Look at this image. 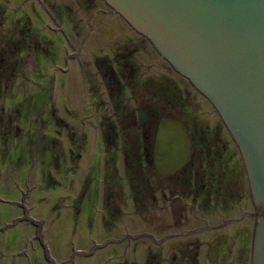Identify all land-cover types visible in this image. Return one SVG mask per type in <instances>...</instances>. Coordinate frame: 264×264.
Instances as JSON below:
<instances>
[{
    "label": "flooded vegetation",
    "instance_id": "1",
    "mask_svg": "<svg viewBox=\"0 0 264 264\" xmlns=\"http://www.w3.org/2000/svg\"><path fill=\"white\" fill-rule=\"evenodd\" d=\"M106 7L94 0H0V146L13 139L11 155L22 166L34 153L30 144L41 141L38 182L59 190L45 215L58 208L72 232L96 234L59 260L42 251L45 264H68L71 255L93 264H244L253 207L224 197L220 168L201 163L219 154L195 148L206 140L196 123V130L184 125L187 144L156 150L159 123L176 119L152 99L136 41L110 38L101 18L116 13ZM20 87L26 101L17 99ZM8 88L15 100L5 112ZM35 172L23 171L32 179ZM14 202L39 230L31 213L23 215L34 204Z\"/></svg>",
    "mask_w": 264,
    "mask_h": 264
},
{
    "label": "water",
    "instance_id": "2",
    "mask_svg": "<svg viewBox=\"0 0 264 264\" xmlns=\"http://www.w3.org/2000/svg\"><path fill=\"white\" fill-rule=\"evenodd\" d=\"M102 1L218 115L254 211L249 264H264V0ZM181 142L187 144L184 126L162 119L156 150L172 151Z\"/></svg>",
    "mask_w": 264,
    "mask_h": 264
},
{
    "label": "rangeland",
    "instance_id": "3",
    "mask_svg": "<svg viewBox=\"0 0 264 264\" xmlns=\"http://www.w3.org/2000/svg\"><path fill=\"white\" fill-rule=\"evenodd\" d=\"M94 2L99 8H107L101 0H94ZM101 15L99 13V16ZM101 20L106 21V24L111 26L113 33L110 38L117 41L119 37L128 36L136 41L137 52H141V57L147 64V88L152 99L156 100L157 105L162 108L164 116L178 120L188 130L193 129V122L201 127L200 132L203 133L206 140L200 141L198 145L203 150L214 151V154H219L220 157L214 161H202L201 163L220 168V185L222 181V185L225 186L222 191L225 192L224 197L227 200L237 197L236 200H242L244 208L251 209L248 189L242 172L243 168L236 147L212 106L184 78L174 72L167 63L160 60L147 40L128 29L127 24L117 14L110 12ZM138 39H142L140 44ZM104 42V46L108 47L107 41ZM2 95L6 101L2 103L3 111L7 112L6 106L9 108L15 98L12 97L10 88L2 92ZM22 97L25 98L23 101H26L28 95L20 87L17 99L21 100ZM1 101L0 99V103ZM38 124L40 123L32 124L33 128L30 130L38 129ZM52 128H56V126H52ZM196 128L198 127H194L195 130ZM13 142V139L9 138L7 144L0 146V228L9 224L4 229H0V264H45L41 256L43 248L41 241L36 238L37 235H42V240L46 243L50 255L59 260V257H66L69 248L75 246L76 243L81 244L83 239L96 234L79 229L72 232L68 225L69 221L65 223L60 216L55 215L58 208H51L50 215H45L49 207L48 202L58 203L59 200L54 198L58 197L59 190H45L43 182H38V167L42 168L44 158L41 155V141L37 142L34 139L30 144L31 153L33 151L34 153L28 158H24L23 163H25L22 166L18 163L17 157L11 155ZM2 148L4 149L3 152L1 151ZM20 170L22 173L20 172L19 177H17V171ZM27 170L30 173L36 170L33 179L26 178L23 171ZM212 184L211 186H213ZM217 195L222 196L223 194L221 192ZM12 200H23L26 206L34 204L31 212L26 211V215L31 213L37 219L39 230L37 226L28 224L25 220L11 224L15 217L21 216V211L11 203ZM247 221L249 223L250 220ZM64 224H67V227ZM44 232L45 234H42ZM69 240L72 242L69 243ZM14 252H17L15 256H13ZM99 252L100 250L96 251V254ZM71 256L68 264H93L92 259L78 255ZM248 263V259H245L244 264Z\"/></svg>",
    "mask_w": 264,
    "mask_h": 264
},
{
    "label": "bare ground",
    "instance_id": "4",
    "mask_svg": "<svg viewBox=\"0 0 264 264\" xmlns=\"http://www.w3.org/2000/svg\"><path fill=\"white\" fill-rule=\"evenodd\" d=\"M135 32V31H134ZM153 49V48H152ZM154 50V49H153ZM155 51V50H154ZM155 53H156V51H155ZM157 54V53H156ZM158 55V54H157ZM159 56V55H158ZM160 58V57H159ZM161 59V58H160ZM162 61H164L163 59H161ZM165 62V61H164ZM166 63V62H165ZM174 72H176V71H174ZM177 73V72H176ZM178 74V73H177ZM179 75V74H178ZM182 77V76H181ZM183 78V77H182ZM185 79V78H184ZM186 80V79H185ZM187 81V80H186ZM189 84V83H188ZM190 85V84H189ZM191 86V85H190ZM192 87V86H191ZM193 88V87H192ZM194 89V88H193ZM195 90V89H194ZM196 91V90H195ZM197 92V91H196ZM198 93V92H197ZM203 97V96H202ZM204 98V97H203Z\"/></svg>",
    "mask_w": 264,
    "mask_h": 264
},
{
    "label": "trees",
    "instance_id": "5",
    "mask_svg": "<svg viewBox=\"0 0 264 264\" xmlns=\"http://www.w3.org/2000/svg\"><path fill=\"white\" fill-rule=\"evenodd\" d=\"M195 148L198 149V148H200V146L199 145H196Z\"/></svg>",
    "mask_w": 264,
    "mask_h": 264
}]
</instances>
